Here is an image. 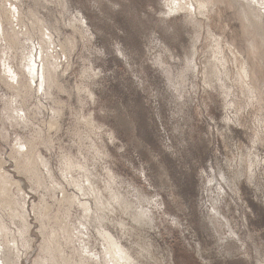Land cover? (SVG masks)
I'll use <instances>...</instances> for the list:
<instances>
[{
  "label": "rangeland",
  "instance_id": "1",
  "mask_svg": "<svg viewBox=\"0 0 264 264\" xmlns=\"http://www.w3.org/2000/svg\"><path fill=\"white\" fill-rule=\"evenodd\" d=\"M186 1L20 0L6 48L46 28L62 63L52 94L0 80L3 264H264V0Z\"/></svg>",
  "mask_w": 264,
  "mask_h": 264
},
{
  "label": "bare ground",
  "instance_id": "2",
  "mask_svg": "<svg viewBox=\"0 0 264 264\" xmlns=\"http://www.w3.org/2000/svg\"><path fill=\"white\" fill-rule=\"evenodd\" d=\"M8 5H10V6L8 7ZM8 5H7L8 8L4 7V8H6V9H4L5 10L4 13H2L0 11L1 15L3 16V18H0V31H1V34H0L1 37L0 38L2 39L1 42L4 41L3 44H5V49H7L6 47H9L10 45H12L13 44L12 42H15L16 40L20 41V40L24 39V35L27 36V37H30L29 39H32V37L35 36L34 33L30 32V30H29V28L27 26V23L24 20V16L22 15V10H20L21 9L20 0H9ZM169 5L171 6V9H175L176 11L177 10L192 11V12L195 11L194 10L195 9L194 8V4H190L186 0L185 1L170 0V4ZM4 6H6V5H4ZM25 16H26V14H25ZM12 21L16 23L14 25L15 26L17 25V30H16V28L12 29L9 26L11 28V30H10V32H8L7 31L8 28L6 27L7 28V30H6V28L4 27V22L8 23L7 25H11L12 26L13 25ZM28 21H29V19H28ZM31 24H32V21H31ZM41 33H42V36H43V41L45 43L47 42L48 46L46 44L43 45L39 38L36 39L38 46L35 44L36 46H33L34 48H32L33 50H31V51H34V54L31 51L30 52L29 51H22V58L19 59V57H18L19 55L17 53V50L13 46L10 47L11 50L7 49L8 51H10V53L11 52L13 53V58L8 56L9 54L7 55L8 52H6L5 50H3V49H2L3 51L0 50V51L3 52L1 57H0V61H2V64L4 66L3 68L1 66V68L3 69L2 73H4V75L0 74V80L2 79V82L6 81L5 83L7 84V86H9L12 89L14 88L15 90H17L16 91V95L13 98L14 101H16L17 100L16 98L19 97V96L20 97L23 96V99H25V97L29 96V91H33V93H35L36 88L39 89L40 92L42 93L45 90V86L48 89L49 94H52V93H50L51 83H50V78H49L50 77V71L48 70V68L51 67V69L53 70V67H52L53 62L49 60V57L50 56L51 57H55L57 63H59V64L62 63V61H61L62 57H60V55H58V52L56 50V46L53 44L54 42L52 40L51 31H49L48 29L44 28L41 31ZM34 38L32 40H34ZM2 48H4V47H2ZM61 50H62V56H63L64 60H66L67 59L66 58V54L63 51V49H61ZM256 50H257L256 48H253L251 50V52H250V54L252 55L253 59L255 58ZM54 54L58 55L57 57H59V60H58V58L56 56H54ZM13 59H14V61L19 59L18 65L21 68L20 71L18 69H16V68H15V70H14V68H12L11 63H12ZM44 59L47 62V66L45 64ZM16 63H17V61H16ZM64 63H65V61H64ZM57 67H56L55 71H57ZM55 73H57L56 74V78L53 76L52 80H56L57 81L58 80L57 79L58 78L57 77L58 76V72H55ZM22 77H26V79L22 80ZM8 78H9V80H7ZM29 81L32 84H30ZM14 83H15L16 86H14ZM54 83H53V85H54ZM262 96H264V95H262ZM13 111L16 113V115L12 114L14 119H11V120L15 122L18 119H20L21 117H18L19 115L17 116V112L18 111L14 110V108H13V110L11 112L14 113ZM23 114H24V112H23ZM21 146L22 145H19L17 150L11 151V153L9 154L15 160L13 162H15V167L16 168H17V152L18 151L21 152L20 151ZM22 157H24V156H22ZM25 159H27V160H24V162L19 160L20 163L18 164V168L25 167V165L23 166L22 164H26V167H27L29 164L31 165L35 161V159L33 158L34 159L33 160L30 156L29 157L26 156ZM40 159H41V157L39 158V160ZM1 161H3V160H1ZM3 164H4V161H3ZM45 166L47 168V164ZM31 174H32L33 177H35V180H36L37 184L40 183V181H42L41 178H40L41 177L40 174H35V173H31ZM4 175H5V170H4V167L2 166V163H1L0 164V194L3 197L2 199L6 200L5 197H7L8 194L6 195L5 191L9 190L11 188V186H13L14 184L17 185V183H13L11 180H8V179H3ZM76 186H77V189L80 191L81 187L78 186V185H76ZM90 188H91V186H90ZM2 189H5V191H2ZM60 191L62 193V199H61V202H62V201H64V199L66 197L65 196L66 192H64V189H60ZM74 198L77 199L76 196H74ZM66 199H68V197ZM100 203H102V201H100ZM11 205H13L12 202H11ZM140 216L142 218H146L148 220L151 219L150 216L146 215L143 211H140ZM0 247H1L0 255H3L5 253V248H4V246H0ZM0 264H3L1 259H0Z\"/></svg>",
  "mask_w": 264,
  "mask_h": 264
}]
</instances>
